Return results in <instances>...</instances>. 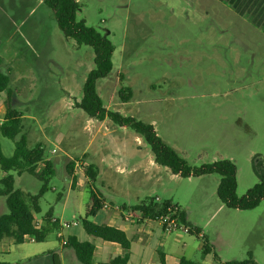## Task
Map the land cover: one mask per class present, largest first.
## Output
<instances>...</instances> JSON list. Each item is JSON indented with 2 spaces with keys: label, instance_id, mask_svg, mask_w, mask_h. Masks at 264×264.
<instances>
[{
  "label": "rangeland",
  "instance_id": "1",
  "mask_svg": "<svg viewBox=\"0 0 264 264\" xmlns=\"http://www.w3.org/2000/svg\"><path fill=\"white\" fill-rule=\"evenodd\" d=\"M76 1V19L105 35L114 46L112 70L96 83L104 107L151 124L157 136L191 166L232 161L237 197L256 184L259 177L253 160L264 157L262 27L214 0ZM93 58L89 46H77L64 37L52 10L41 0H0V72L8 76L13 107L21 116L19 135L26 137L28 147L41 144L45 159L54 167L47 190L38 200L35 225L39 227L51 209L62 225L79 222L81 228L94 189L110 203L109 209L98 210L96 215L114 214L122 203L137 202L107 189L99 179L92 186L82 182L73 188L74 179L71 187L66 168L70 162L90 182L85 168L92 163L86 153L91 138L104 158L123 169L153 159L148 145L134 131L108 119L89 118L77 107L83 83L94 67ZM126 87L131 97L122 102L119 90ZM5 99L1 92L0 121ZM69 143L72 146L67 147ZM0 145L3 155H12V140L0 136ZM13 174L14 187L28 202V195L37 194L42 183L26 172ZM4 175L0 170V180ZM157 177L160 181L144 185L137 197H158V205L172 199L190 213L191 222L203 235L181 230L166 233L169 249L165 252L213 264L214 260L240 262L250 251L255 264H264V201L252 210L226 207L216 195V174L175 178L159 166ZM7 211L5 198L0 196V215ZM57 231L51 229L43 245L3 239L0 261L22 264L32 248H57ZM203 243L211 250L206 255Z\"/></svg>",
  "mask_w": 264,
  "mask_h": 264
},
{
  "label": "trees",
  "instance_id": "2",
  "mask_svg": "<svg viewBox=\"0 0 264 264\" xmlns=\"http://www.w3.org/2000/svg\"><path fill=\"white\" fill-rule=\"evenodd\" d=\"M49 9L52 10L57 27L65 38L72 39L77 46H89L93 53L94 67L86 76L82 87V97L76 103L89 118L99 121L110 120L113 124L120 127H127L140 136L150 148L153 154L154 162L181 178L200 177L209 174L219 176L216 187L218 199L228 208L238 210H252L264 201V157L259 159L254 157V169L258 174L259 181L249 188L244 195H236V166L228 160L222 159L212 163L201 164L199 166L189 165L179 153L163 142L156 134L153 126L149 123L136 120L133 117L123 116L117 111L108 110L104 107L102 99L97 93L96 83L109 75L112 70V54L114 46L111 41L93 27L87 26L83 20L76 19V12L79 3L76 0H41ZM231 3L232 0H228ZM234 1V0H233ZM234 8L237 9L235 3ZM264 5V2H262ZM257 26L264 29V22H255ZM8 76L0 72V93L4 92L6 99L4 101L5 112L0 121V136L10 139L14 142V150L11 156L3 155L0 145V170L5 174L0 180V196L5 198L7 213L0 215V241L10 239L15 244H22L27 237H32L36 243L44 241L48 232L55 228L57 221H52L51 209L43 216L44 226L36 228L34 215L40 212L38 205L39 198L47 190L49 179L54 175L53 163L45 159L44 150L41 144L28 147L26 137L21 134L22 124L21 116L13 107V98L8 88ZM119 96L122 102H126L131 97V90L121 88ZM19 135V136H18ZM41 164L40 170L37 166ZM73 162L67 164L66 168L70 173ZM26 172L38 179L42 185L35 195H28V202L25 194L14 187V174ZM86 175L94 179V172L91 165L85 168ZM169 204L165 202L157 206L153 198L143 200L133 206V210L141 213L142 217L153 220L157 215L164 212V207ZM103 202L97 192L93 194L90 208L86 217L81 220L83 230L93 237L100 238L106 242L116 243L123 250V256H115L108 263L104 264H126L130 240L127 234L118 228L105 224H96L88 219L93 217L98 210L102 209ZM180 221L185 223V218L180 212ZM194 232L199 236V230L194 228L189 232ZM75 254L80 264H93L92 258L95 247L90 242L79 241L74 236L67 237V244ZM211 252L210 247L202 244V254ZM160 264H164L162 252H158ZM215 258V256H214ZM215 264H222L214 260ZM0 264H9L1 262ZM52 264H60L58 258L52 255ZM177 264H200L185 257H180ZM224 264H255L252 253H247V258L240 262H226Z\"/></svg>",
  "mask_w": 264,
  "mask_h": 264
},
{
  "label": "crops",
  "instance_id": "3",
  "mask_svg": "<svg viewBox=\"0 0 264 264\" xmlns=\"http://www.w3.org/2000/svg\"><path fill=\"white\" fill-rule=\"evenodd\" d=\"M214 1L221 2L222 4L230 8L231 11L235 12L241 17H247L249 21L253 24H255V22H264V5H262V2H264V0H232L231 3H235L237 9H235L233 4L229 3L228 0ZM262 31H264V29H262ZM70 146H72L71 143L67 144V147ZM87 148L88 150H90V152L86 153H88L89 158L92 162L89 165L92 166L93 172L95 174L94 179H90V182L88 179H82V177H80L79 170H77V164H74L70 171L71 187L74 184V179L76 183L73 188H76L77 185L81 184L82 182H86L87 184L91 183L92 186L93 183L99 179L101 184L107 187V189H111L112 192L123 194L126 197H133L137 200V202L130 203L129 205L122 203L121 205L116 207V212L114 214L110 212H106V214L104 215L95 214L92 217L91 222L112 226L123 230L127 234L130 240V247L128 250L126 264H160L158 252L163 253L164 264H177L179 258L185 256L181 255V253H178L177 255L172 257L170 253L164 251L165 249H167L168 246L166 238L168 234L166 235V233L161 229V227L157 225L154 221L142 217L139 211L133 210V206L143 201L140 200L137 196L142 191L144 185L153 184L155 182L158 183L160 181L159 177H157L159 165H157L153 159H150L147 163L137 162L133 164L131 169L126 170L120 167L117 163H114L111 159L104 158V155L101 154L102 150L99 149V147H95L94 138L90 139ZM96 157H99V159H97ZM95 160L97 161L94 162ZM170 176L175 178H181L180 176L174 175L171 172ZM95 192L98 193L103 204L108 205V208H102L101 210L105 211L109 209L110 203H108L105 197L97 189L93 190V194ZM155 198H153V200L156 203ZM158 200L160 201L159 198ZM165 202L177 205L185 218V223L183 224H185L192 230L194 228H197L199 230V237H203L201 229L191 222L190 213L182 210V208L177 203H174L172 199L164 200L162 204H164ZM162 204H157V206H161ZM89 208L90 207L86 208L84 212V218L86 217V213ZM127 212H130L132 214V217L126 220L124 218V214ZM34 217L36 216L34 215ZM52 219L57 221L55 230L58 229L57 232L61 231L63 238L67 239L68 236H74L79 241H86L93 244V246L95 247V252L92 258L93 264L108 263L115 256H123V250L118 244L106 242L100 238L88 235L83 230L82 226L81 228H79V222H76L75 225H70L69 227H66V230H63L61 228L60 219L56 218L53 215ZM41 222L42 224L40 226H44V221L41 220ZM44 241L37 244L43 245L47 243ZM10 243L14 242L10 240ZM32 243L36 242L32 241ZM177 245L180 244L177 243ZM1 246L3 249L6 250L5 252H8V246H6V244L2 243ZM29 252L30 253H27V255H25V257L23 258L22 264H52L53 254L58 258L60 264H80L75 257L74 251L66 244L62 245L61 239H59V246L57 248L36 247L30 249ZM212 255L214 256V253ZM220 263L224 264L221 261Z\"/></svg>",
  "mask_w": 264,
  "mask_h": 264
},
{
  "label": "built area",
  "instance_id": "4",
  "mask_svg": "<svg viewBox=\"0 0 264 264\" xmlns=\"http://www.w3.org/2000/svg\"><path fill=\"white\" fill-rule=\"evenodd\" d=\"M155 201H158V198H155ZM102 208L106 209L108 208V205L103 204ZM180 212L181 211L177 205L169 203L164 207V212L157 215L152 221H154L157 225H159L165 233H171L176 230H181L184 233H188L190 228L180 221ZM131 217L132 214L130 212L124 214V218L126 220ZM52 221L55 220L52 219ZM75 224L76 222H71V223H65L63 225L65 227H69L70 225H75ZM63 225L61 224V228H63ZM36 228H39V226L36 225ZM57 237L61 239L62 245L67 244V239L63 238L61 231L57 232ZM26 239L29 241H34L32 237H27Z\"/></svg>",
  "mask_w": 264,
  "mask_h": 264
}]
</instances>
